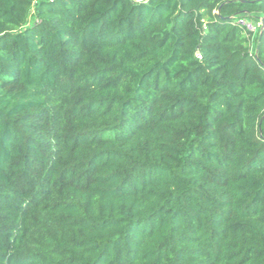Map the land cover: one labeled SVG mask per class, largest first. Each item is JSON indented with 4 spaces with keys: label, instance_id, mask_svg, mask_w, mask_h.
<instances>
[{
    "label": "trees",
    "instance_id": "16d2710c",
    "mask_svg": "<svg viewBox=\"0 0 264 264\" xmlns=\"http://www.w3.org/2000/svg\"><path fill=\"white\" fill-rule=\"evenodd\" d=\"M0 264H264V0H0Z\"/></svg>",
    "mask_w": 264,
    "mask_h": 264
},
{
    "label": "built area",
    "instance_id": "2783aa9c",
    "mask_svg": "<svg viewBox=\"0 0 264 264\" xmlns=\"http://www.w3.org/2000/svg\"><path fill=\"white\" fill-rule=\"evenodd\" d=\"M239 24L244 26L248 32L257 33L259 28L261 27V23H253L245 19H241Z\"/></svg>",
    "mask_w": 264,
    "mask_h": 264
},
{
    "label": "rangeland",
    "instance_id": "374dc122",
    "mask_svg": "<svg viewBox=\"0 0 264 264\" xmlns=\"http://www.w3.org/2000/svg\"><path fill=\"white\" fill-rule=\"evenodd\" d=\"M33 22H34V18L31 16L30 20H29V24H32ZM250 22H253V23L257 24L258 21L251 20Z\"/></svg>",
    "mask_w": 264,
    "mask_h": 264
}]
</instances>
